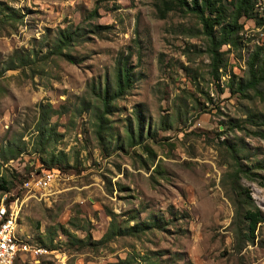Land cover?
<instances>
[{"label": "rangeland", "instance_id": "obj_1", "mask_svg": "<svg viewBox=\"0 0 264 264\" xmlns=\"http://www.w3.org/2000/svg\"><path fill=\"white\" fill-rule=\"evenodd\" d=\"M239 22L235 44L218 48L225 65L214 77L208 40L192 14L159 18L151 0H0V178L8 188L0 203L43 160L58 169L45 196L22 190L12 197L21 205L17 237L34 250H55L41 253L43 264L57 252L62 264H264V223L253 242L238 240L220 183L223 140L241 139L244 164H264V139L245 133L254 128L249 114L264 113V102L230 91L264 44V20ZM69 25L81 34L62 49L70 59L45 58L58 28ZM15 50L35 53L31 65L9 68ZM118 62L130 83L99 126L97 86L112 90ZM41 115L47 131L39 135ZM7 143L20 153L4 159ZM240 183L264 211V189ZM152 218L163 227L89 244L111 220L126 226Z\"/></svg>", "mask_w": 264, "mask_h": 264}, {"label": "trees", "instance_id": "obj_2", "mask_svg": "<svg viewBox=\"0 0 264 264\" xmlns=\"http://www.w3.org/2000/svg\"><path fill=\"white\" fill-rule=\"evenodd\" d=\"M151 2L154 6L155 14L159 18H163L169 11H178L182 14L189 13L197 18L200 24V31L208 40L210 71L214 77H218L217 70L225 65L223 53L218 48L225 43L235 44L234 37L241 28L239 19H251L257 24H260L264 20V16L257 12L259 0H232L229 4L226 3V0H151ZM97 7L98 1H95L93 8L89 11L90 17L96 15ZM99 27V25H92L91 29L93 30L91 31L97 34L99 33ZM78 29L79 26L72 27L71 25L58 28L56 36L44 57L48 58V54H55L70 59V56L63 53L62 49L69 47L81 35ZM263 49L264 44L254 47L245 61L244 77L237 78L234 82V87L230 90L231 92L237 93L241 97H258L264 102V89L261 87L264 85ZM30 55L36 56L32 51L24 53L23 51L15 50L11 55L9 68L30 66L32 63ZM129 83L130 72L125 62H118L115 66L114 87L112 90L109 89L107 84H104L102 87L97 86L96 96L99 97L101 104V110L97 114L99 126L101 119L108 113L110 101L124 93ZM231 83L232 79L229 85ZM48 107L51 109L50 106ZM248 118L247 120L254 128L245 130V133L264 139V113H251ZM44 120V117L41 115L36 128L39 135L47 131L42 127ZM48 130L50 129L48 128ZM236 140L237 142L241 141L239 138ZM237 142L234 140L228 143L226 140L222 141L227 154V170L221 176L220 183L225 196L232 205V224L234 225L235 236L240 241L251 243L253 242L257 226L264 223V211L253 203L248 187L242 185L240 180L253 181L264 189V175L257 172L259 169L264 170V164L260 160L250 165L244 164L242 158H245L243 155H239L241 146ZM6 149L9 154L4 156V159L13 158L20 153V149L16 148L12 143H7ZM36 169L38 170L35 171L57 168H53L49 161L43 160L41 166H38ZM6 184L7 181L4 178H0V192L5 193L7 191ZM162 224V219L158 218L126 226L120 223L116 224L111 220L100 240L89 242V244H98L101 241H107L120 235H132L149 229H158L163 227ZM85 241L88 243V238ZM51 247L49 249H52ZM123 262V260H120L119 262H109L108 264H122Z\"/></svg>", "mask_w": 264, "mask_h": 264}, {"label": "built area", "instance_id": "obj_3", "mask_svg": "<svg viewBox=\"0 0 264 264\" xmlns=\"http://www.w3.org/2000/svg\"><path fill=\"white\" fill-rule=\"evenodd\" d=\"M57 169H41L40 171L31 172L26 178H23L18 185V190L13 194H4L0 205V264H21L25 258H28L26 264H43L41 260L42 251H51L52 249L44 248L34 250L30 245H22L12 238L10 232V222L7 221V211L10 207V200L14 195L20 194L23 189H30L32 197H43L48 194L52 184L55 182ZM17 248H28V256L22 259H14V251ZM61 253L57 252V257L50 264H62Z\"/></svg>", "mask_w": 264, "mask_h": 264}, {"label": "bare ground", "instance_id": "obj_4", "mask_svg": "<svg viewBox=\"0 0 264 264\" xmlns=\"http://www.w3.org/2000/svg\"><path fill=\"white\" fill-rule=\"evenodd\" d=\"M23 191H30V189H23ZM16 197H19V196H16ZM12 200L13 199L10 200V207L8 208V211H7V221L10 222V232H12V238H14L16 242H19L22 245H27L23 243L22 240L17 237V232H16L17 224H18L17 220H18L19 212L21 210V205H19L18 200H15V201H12ZM24 253H28V248H17L14 251V259L21 258V256ZM41 253H47V251H43Z\"/></svg>", "mask_w": 264, "mask_h": 264}]
</instances>
